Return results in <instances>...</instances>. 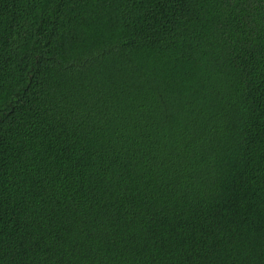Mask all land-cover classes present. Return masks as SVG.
Listing matches in <instances>:
<instances>
[{
	"label": "trees",
	"instance_id": "obj_1",
	"mask_svg": "<svg viewBox=\"0 0 264 264\" xmlns=\"http://www.w3.org/2000/svg\"><path fill=\"white\" fill-rule=\"evenodd\" d=\"M0 264H264V0H0Z\"/></svg>",
	"mask_w": 264,
	"mask_h": 264
}]
</instances>
